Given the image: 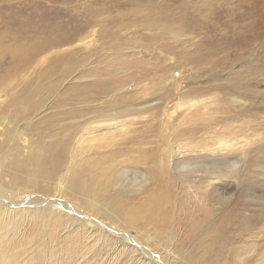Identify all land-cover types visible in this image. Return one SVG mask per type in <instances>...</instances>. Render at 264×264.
<instances>
[{"label": "rangeland", "instance_id": "1", "mask_svg": "<svg viewBox=\"0 0 264 264\" xmlns=\"http://www.w3.org/2000/svg\"><path fill=\"white\" fill-rule=\"evenodd\" d=\"M20 1L52 39L0 88V264H264V0Z\"/></svg>", "mask_w": 264, "mask_h": 264}, {"label": "bare ground", "instance_id": "2", "mask_svg": "<svg viewBox=\"0 0 264 264\" xmlns=\"http://www.w3.org/2000/svg\"><path fill=\"white\" fill-rule=\"evenodd\" d=\"M16 4L17 3L12 2H10L9 4H6L4 2L1 3L2 7L0 9V88H2V86L6 83L5 81L8 78L28 66L37 57L41 49L45 47V42L43 41L41 36L42 33H48L50 41L52 39V30L48 29L47 32H42L38 27L39 13H37L35 9L28 7L26 5L27 3L25 4L22 1H20L18 5ZM29 12H31V14ZM105 124L107 125V127L110 126V123L108 121H106ZM120 125H122V123H116V126ZM95 139V137H92L90 140ZM168 162L169 164H171V168L173 169H176L177 167H186V165L179 166L178 163H174L170 153L167 154V163ZM209 168H211V166L204 167V170H210ZM11 198L12 194L0 185V200L3 201L2 206H4L5 208L6 206L7 208L16 207V202L14 200H11ZM53 200L54 199L46 201L45 199H43L44 203L42 205V208L47 209L48 207H52L53 205H55V201ZM157 200H159V198L153 196L146 197V199L142 201V203H140L146 207L145 212H143L142 209L138 206L140 213H142L145 219H147L154 225L155 229H157V227L162 221L161 213H157V210L159 209L158 206L160 207V204L158 205L159 201ZM38 201H40V199L31 198L29 200L30 203H26L24 207H28V205L36 206L39 204ZM65 205L67 206L68 203H65ZM69 210H72V207L69 208ZM140 219L144 220L143 217H141ZM90 221H93V218H91ZM98 222L102 223L101 221ZM102 224L105 225L106 223ZM105 226H107L109 229H113L114 227L110 226L109 224H106ZM120 233L122 236L119 239V243L122 246L127 244V242L130 244L134 243L132 241V238L127 236L125 232L120 231ZM137 244L139 243L137 242ZM146 248L147 247L145 245L141 246V249ZM164 250L166 253H172V249ZM135 252L139 255L138 260L143 259L144 261V259H147V261H153V263L155 264H172L169 263L167 259H164L166 255H164V257H162V254H160V256L156 254H147L144 256V251H141L143 254L137 252L136 250Z\"/></svg>", "mask_w": 264, "mask_h": 264}]
</instances>
